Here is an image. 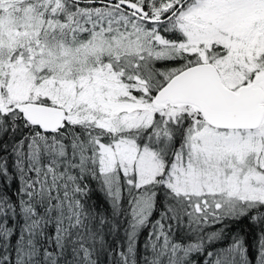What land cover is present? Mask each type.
Here are the masks:
<instances>
[{"label": "snow or ice", "instance_id": "6c2138e0", "mask_svg": "<svg viewBox=\"0 0 264 264\" xmlns=\"http://www.w3.org/2000/svg\"><path fill=\"white\" fill-rule=\"evenodd\" d=\"M0 264H264V0H0Z\"/></svg>", "mask_w": 264, "mask_h": 264}]
</instances>
